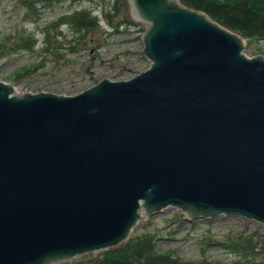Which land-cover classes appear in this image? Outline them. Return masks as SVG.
Here are the masks:
<instances>
[{
  "label": "water",
  "instance_id": "1",
  "mask_svg": "<svg viewBox=\"0 0 264 264\" xmlns=\"http://www.w3.org/2000/svg\"><path fill=\"white\" fill-rule=\"evenodd\" d=\"M150 64L75 93L0 79V264H59L173 205L264 222V55L180 0H128Z\"/></svg>",
  "mask_w": 264,
  "mask_h": 264
},
{
  "label": "rangeland",
  "instance_id": "2",
  "mask_svg": "<svg viewBox=\"0 0 264 264\" xmlns=\"http://www.w3.org/2000/svg\"><path fill=\"white\" fill-rule=\"evenodd\" d=\"M58 1V0H57ZM114 0H59L54 5L37 3L35 19L24 17L25 7L16 0H0V41L9 49L0 50V79L9 81L15 92L50 90L75 93L97 82L104 76L127 78L150 64L143 52L142 35L146 23L136 20L128 0H119L122 10L119 27L109 24L104 6ZM76 8L93 10L100 25L87 33L77 32L62 23L50 43L46 42L44 25ZM133 22V23H132ZM32 35L33 50L14 46L16 38ZM248 55L263 54L264 40H254L245 49ZM150 229L157 232L161 250L174 248L185 260L206 257L213 264H264V241H258L254 254L243 255L224 243L231 234H255L263 238L264 222L240 214L186 217L173 205L164 207L149 217L141 218L132 234ZM210 237L217 241H211ZM260 238V239H261ZM96 252L72 258L88 259Z\"/></svg>",
  "mask_w": 264,
  "mask_h": 264
},
{
  "label": "trees",
  "instance_id": "3",
  "mask_svg": "<svg viewBox=\"0 0 264 264\" xmlns=\"http://www.w3.org/2000/svg\"><path fill=\"white\" fill-rule=\"evenodd\" d=\"M59 1V0H58ZM57 0H16L25 7L24 17L33 18L36 15V5L41 3L43 5H54ZM75 1V0H73ZM189 5L205 10L212 18L218 20L225 26L241 33L246 39L247 43H252L254 40H264V0H180ZM104 15L109 24L114 27H119L124 18L119 19L122 10L119 0H114L113 5L104 6ZM36 20V19H35ZM70 23L75 31L87 33L89 30H94L100 25V18L93 10L88 8H76L71 13H65L58 18L49 21L44 26V35L46 42L50 43L55 35L53 28L58 27L64 23ZM133 23V22H132ZM36 39L28 34L16 38L18 48H27L33 50ZM9 49L5 42L0 41V50ZM264 235V234H263ZM255 234L236 236L231 234L227 237L224 243L226 246L236 249L243 255L254 254V250L258 246V241H264L263 238ZM211 241H217L210 237ZM264 247V244H262ZM66 264H213L211 260L206 257L200 260H185L182 258L174 248L161 250L158 243L157 232L146 229L141 233L132 234L126 241L120 245L107 248L105 250L96 252L88 259L79 258L68 262Z\"/></svg>",
  "mask_w": 264,
  "mask_h": 264
},
{
  "label": "bare ground",
  "instance_id": "4",
  "mask_svg": "<svg viewBox=\"0 0 264 264\" xmlns=\"http://www.w3.org/2000/svg\"><path fill=\"white\" fill-rule=\"evenodd\" d=\"M247 45H248V43H247ZM257 220V219H256ZM260 221V220H259ZM263 222V221H262Z\"/></svg>",
  "mask_w": 264,
  "mask_h": 264
}]
</instances>
